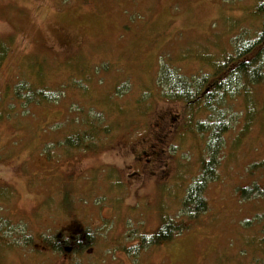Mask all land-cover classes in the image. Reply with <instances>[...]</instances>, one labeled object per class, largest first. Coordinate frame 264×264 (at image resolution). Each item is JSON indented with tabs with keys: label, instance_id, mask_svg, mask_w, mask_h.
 Listing matches in <instances>:
<instances>
[{
	"label": "rangeland",
	"instance_id": "1",
	"mask_svg": "<svg viewBox=\"0 0 264 264\" xmlns=\"http://www.w3.org/2000/svg\"><path fill=\"white\" fill-rule=\"evenodd\" d=\"M254 2L0 0V264H264V80L223 104L231 125L207 211L126 251L179 221L206 158L205 112L160 93V65L212 72L259 23ZM74 134L84 138L67 145ZM253 184L263 192L243 197ZM86 230L80 252L43 239Z\"/></svg>",
	"mask_w": 264,
	"mask_h": 264
},
{
	"label": "trees",
	"instance_id": "2",
	"mask_svg": "<svg viewBox=\"0 0 264 264\" xmlns=\"http://www.w3.org/2000/svg\"><path fill=\"white\" fill-rule=\"evenodd\" d=\"M252 13L259 23L253 30H241L231 40L230 49L223 53L219 61L212 64V72L186 76L180 74L170 64L160 65L156 76L160 93L167 98L180 100L185 108L201 105L202 113L205 112L204 119L197 121L195 127L202 135L206 134V158L202 159L198 174L192 179L180 200V209L175 215L179 221L166 219L153 233L136 236L139 241L138 247L127 248V252L133 251L137 254L142 249L171 240L176 234L188 229L194 218L207 211L208 203L204 193L208 183L217 177L222 137L231 125L223 104L230 95L235 93L237 96L249 85L264 80V0H255ZM40 96L46 101L55 99L42 92ZM103 129L104 133L108 131L106 127ZM81 137L84 138V135L68 136L66 144L75 145ZM258 165L263 166L264 160ZM239 192L246 197L261 194L263 190L253 184L250 187L239 188ZM93 238L90 230H86L82 236L78 235L74 239L60 237L50 239L43 236L51 249L61 252L65 249L80 252L93 242Z\"/></svg>",
	"mask_w": 264,
	"mask_h": 264
}]
</instances>
